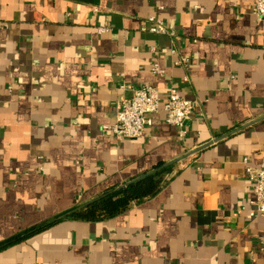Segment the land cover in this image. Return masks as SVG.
<instances>
[{"label":"crops","instance_id":"crops-1","mask_svg":"<svg viewBox=\"0 0 264 264\" xmlns=\"http://www.w3.org/2000/svg\"><path fill=\"white\" fill-rule=\"evenodd\" d=\"M255 3L0 0V243L52 224L0 251V264H264V215L241 210L244 159L264 162ZM151 16L176 38L143 30ZM179 55L191 63L174 65ZM143 85L195 102L184 138L164 111L138 139L104 129ZM160 167H171L165 186L119 216L58 221Z\"/></svg>","mask_w":264,"mask_h":264},{"label":"built area","instance_id":"built-area-1","mask_svg":"<svg viewBox=\"0 0 264 264\" xmlns=\"http://www.w3.org/2000/svg\"><path fill=\"white\" fill-rule=\"evenodd\" d=\"M253 14L259 21L264 20V0H256ZM145 31L156 34H167L172 39L177 33L173 29H168L163 21L154 16L148 17L142 27ZM105 26L101 32L108 31ZM173 50L172 53H175ZM191 63V58L179 55L174 65L187 67ZM155 73H163L159 65L153 66ZM195 108V102L183 96L175 88L171 89L167 100L162 101L159 90L151 85H143L132 89L130 96L121 97L116 103V120L111 125H106L105 130L112 133L118 142L124 140L138 139L144 136L146 130L154 123V115L160 111L166 113L168 124L178 128L179 136H186V122ZM249 181L252 183V196L248 204L241 210L248 213L250 218L264 215V162L259 167L249 165L248 159H244Z\"/></svg>","mask_w":264,"mask_h":264},{"label":"trees","instance_id":"trees-1","mask_svg":"<svg viewBox=\"0 0 264 264\" xmlns=\"http://www.w3.org/2000/svg\"><path fill=\"white\" fill-rule=\"evenodd\" d=\"M170 169L171 167H163L160 170L133 179L128 186L116 190H109L91 202L67 212L64 217L58 221L99 222L115 218L126 212L134 204H140L148 198L157 195L167 183L166 175L170 172ZM51 225L52 224L45 223L43 225L31 227L22 234L1 242L0 251L32 237Z\"/></svg>","mask_w":264,"mask_h":264},{"label":"water","instance_id":"water-1","mask_svg":"<svg viewBox=\"0 0 264 264\" xmlns=\"http://www.w3.org/2000/svg\"><path fill=\"white\" fill-rule=\"evenodd\" d=\"M255 122H256V121L250 123L249 125H252V124L255 123ZM220 138H222V137H220ZM220 138H218V139H220ZM218 139H215V140H218ZM213 142H214V141H211V142L207 143L206 145H203V146H201L200 148L195 149V150L189 152L185 157L190 156V155L196 153L197 151H199V150H201L202 148H204V147H206V146L212 144ZM185 157H183V158H185ZM166 166H168V165H166ZM161 168H163V167H160V168H158V169H155V170L151 171L150 173L155 172V171H157V170H160ZM132 181H133V180H131L130 182H128L125 186H128ZM119 189H120V188H119Z\"/></svg>","mask_w":264,"mask_h":264}]
</instances>
